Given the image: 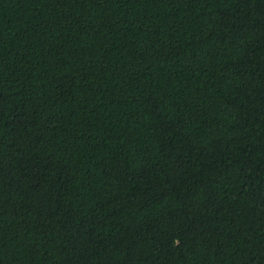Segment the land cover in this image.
Instances as JSON below:
<instances>
[{
	"label": "trees",
	"instance_id": "1",
	"mask_svg": "<svg viewBox=\"0 0 264 264\" xmlns=\"http://www.w3.org/2000/svg\"><path fill=\"white\" fill-rule=\"evenodd\" d=\"M0 264H264V0H0Z\"/></svg>",
	"mask_w": 264,
	"mask_h": 264
}]
</instances>
